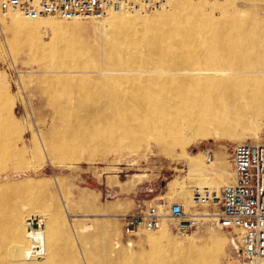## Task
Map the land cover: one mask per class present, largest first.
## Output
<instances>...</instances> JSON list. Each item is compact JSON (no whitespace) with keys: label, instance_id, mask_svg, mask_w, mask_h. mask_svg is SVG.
<instances>
[{"label":"bare ground","instance_id":"1","mask_svg":"<svg viewBox=\"0 0 264 264\" xmlns=\"http://www.w3.org/2000/svg\"><path fill=\"white\" fill-rule=\"evenodd\" d=\"M263 7L264 0H168V6L152 19L141 11L115 13L104 19L102 29L125 41L126 50L121 52L105 43V57L98 62L81 58L85 52L93 58L99 55L97 48L78 38L82 19L71 20L74 27L68 30L60 24L65 20L28 19L18 12L10 13L11 29L24 42L17 51H26L32 62L48 72L37 90L47 96L53 117L66 122L73 134L77 133L76 123L84 120L83 113L85 119L114 128L98 133V138L89 143L61 140L66 136L61 131L48 134L45 145L49 152L61 158L71 156L76 149L93 147L103 154H132L142 148L151 151L150 137L160 147L167 142L183 147L192 138L205 135H235L238 142L250 137L261 140L260 127L246 134H237L236 130L264 117ZM183 23L187 26H181ZM68 31L72 36H66ZM148 64L155 67L147 68ZM93 67L102 68L104 75L90 77L88 72ZM20 137L21 131L11 117L0 119V139L11 150H15ZM204 154L207 162V152ZM215 162L213 159L208 164ZM217 164L205 170L190 157L194 184L218 189L233 183L235 175L229 170L228 158L223 156ZM144 178L145 174H136L130 184ZM176 183L172 180L168 185ZM49 211L43 208V218L24 220L23 231L14 216L16 211L7 212V219L0 220V235H8L16 247L11 256L18 258L14 264H52L48 259L54 212ZM88 230L85 226L83 232ZM162 231L150 235L155 242L152 253L156 259L161 258L152 264H215L227 242V238L212 234L201 244L171 248L170 243L163 245L159 240ZM97 237L108 264L139 263L131 243L125 248L107 233ZM25 241L28 249L25 245L21 248ZM170 252L175 255L173 262L166 258Z\"/></svg>","mask_w":264,"mask_h":264},{"label":"rangeland","instance_id":"2","mask_svg":"<svg viewBox=\"0 0 264 264\" xmlns=\"http://www.w3.org/2000/svg\"><path fill=\"white\" fill-rule=\"evenodd\" d=\"M159 11L141 14L146 17L150 15L148 18L152 19ZM261 11L264 14V7ZM9 15L0 16V119L11 117L20 129L21 137L17 140L15 150H11L0 139V220L7 219V212L16 211L14 216L23 231V222L27 218H43L40 212L43 208L47 207L49 212H54L51 216V248L57 249L56 253L61 258L49 257L52 264H108L101 250V240L95 238L105 233L109 234L111 240L117 238L125 248H130L131 243L130 249L139 258L138 264L159 262L161 258L156 259L152 253L155 242L150 235L153 232L140 231L127 235L123 229V215L137 210L139 205L159 203L160 200L180 202L187 211L191 210V189L196 185L190 173L189 158L193 157L196 163H201L205 170H209L217 166L218 160L225 156L232 172L230 154L233 146L238 143L235 135L232 138L200 136L192 138L183 147L173 146L170 142L160 147L150 137L148 144L152 152L142 148L132 154L114 151L103 154L88 147L76 149L69 157L58 158L52 155L45 145L48 134L61 131L66 133L61 140L81 139L89 143L88 140L92 142L98 138V133L101 135L103 131L114 128L97 120L85 119L83 113L81 117L84 120L76 123L77 133L73 134L69 133L66 122L53 117L47 96L37 90L40 79L48 72L39 67L38 63L32 62L26 51H17L24 42L11 29ZM70 21L65 20L60 24L69 30L74 27ZM82 21L77 28L78 38L83 44L93 45L99 53L93 58L89 52H85L81 55L83 60H103L106 54L105 43L113 45L118 51L126 50L125 41L103 31L104 20ZM181 26L187 25L183 23ZM41 31L39 29L40 35L43 34ZM70 33L68 31L66 36H72ZM146 67L155 66L148 64ZM102 72V68L93 67L88 74L90 77H99L104 75L105 72ZM263 121L264 117L257 122L251 121L246 128H238L236 133L246 134L247 130H256L257 127L261 131L263 129V133ZM159 148H162V152ZM208 150L216 161L212 166L206 162L204 152ZM136 174H145V178L137 184H130ZM172 180L177 183L169 186ZM213 181L219 183L218 179ZM85 226L89 230L83 232ZM159 231H162L159 236L161 243H170L171 248L188 243L201 244L212 234L225 237L227 242L215 264L237 258V231L234 233L230 229L208 226L181 235L172 220H167ZM6 236L0 235V256L5 258H1L0 262L14 264L18 258L11 256L16 253V247L12 239ZM24 245V249H28L26 241L21 244V248ZM166 258L173 262L175 255L170 252Z\"/></svg>","mask_w":264,"mask_h":264},{"label":"built area","instance_id":"3","mask_svg":"<svg viewBox=\"0 0 264 264\" xmlns=\"http://www.w3.org/2000/svg\"><path fill=\"white\" fill-rule=\"evenodd\" d=\"M168 0H0V16L18 12L28 19L52 17L61 20H104L123 11L156 12ZM207 152V162L214 156ZM235 180L220 188L193 186L191 210L180 202L138 206L123 215L127 235L157 232L167 220L186 235L194 229L214 225L239 233L237 258L223 264H264V132L261 140L236 143L230 154Z\"/></svg>","mask_w":264,"mask_h":264},{"label":"crops","instance_id":"4","mask_svg":"<svg viewBox=\"0 0 264 264\" xmlns=\"http://www.w3.org/2000/svg\"><path fill=\"white\" fill-rule=\"evenodd\" d=\"M56 250L57 249L51 248V257L61 258V256L56 253Z\"/></svg>","mask_w":264,"mask_h":264}]
</instances>
